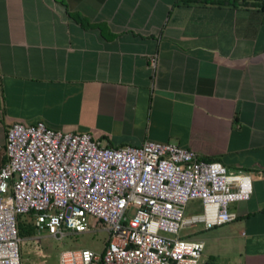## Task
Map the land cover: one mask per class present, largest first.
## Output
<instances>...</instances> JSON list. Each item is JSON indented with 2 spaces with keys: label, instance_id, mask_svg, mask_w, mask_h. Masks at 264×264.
<instances>
[{
  "label": "crops",
  "instance_id": "obj_1",
  "mask_svg": "<svg viewBox=\"0 0 264 264\" xmlns=\"http://www.w3.org/2000/svg\"><path fill=\"white\" fill-rule=\"evenodd\" d=\"M263 3L0 0V166L14 121L190 148L253 186L232 221L188 232L198 264H264Z\"/></svg>",
  "mask_w": 264,
  "mask_h": 264
},
{
  "label": "built area",
  "instance_id": "obj_2",
  "mask_svg": "<svg viewBox=\"0 0 264 264\" xmlns=\"http://www.w3.org/2000/svg\"><path fill=\"white\" fill-rule=\"evenodd\" d=\"M4 153L0 264H22L23 243L38 251L43 232L60 239L100 224L107 233L101 252L61 251L58 264H198L203 242L182 231L232 221L229 204L249 199L253 189L250 173L190 148L152 140L113 147L43 120L8 125ZM193 200L201 210L186 215ZM19 215L31 216V235H19Z\"/></svg>",
  "mask_w": 264,
  "mask_h": 264
},
{
  "label": "rangeland",
  "instance_id": "obj_3",
  "mask_svg": "<svg viewBox=\"0 0 264 264\" xmlns=\"http://www.w3.org/2000/svg\"><path fill=\"white\" fill-rule=\"evenodd\" d=\"M198 200L190 201L187 204L185 214L190 215L200 211ZM94 231H85L78 234H65L60 239L47 236L45 232L36 240L38 251H32V244L23 243L21 253L22 264H58V256L61 251L86 248L96 252H101L104 248L107 233L100 224ZM198 225L186 228L182 233L192 232Z\"/></svg>",
  "mask_w": 264,
  "mask_h": 264
},
{
  "label": "trees",
  "instance_id": "obj_4",
  "mask_svg": "<svg viewBox=\"0 0 264 264\" xmlns=\"http://www.w3.org/2000/svg\"><path fill=\"white\" fill-rule=\"evenodd\" d=\"M264 5V3L262 4ZM18 233L20 236L25 237L33 233V226L31 223V216L19 215L17 218Z\"/></svg>",
  "mask_w": 264,
  "mask_h": 264
}]
</instances>
